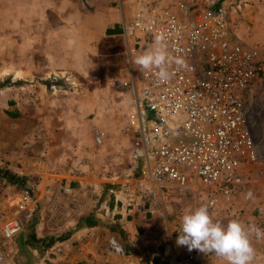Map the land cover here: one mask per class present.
Listing matches in <instances>:
<instances>
[{
    "label": "built area",
    "instance_id": "2783aa9c",
    "mask_svg": "<svg viewBox=\"0 0 264 264\" xmlns=\"http://www.w3.org/2000/svg\"><path fill=\"white\" fill-rule=\"evenodd\" d=\"M128 1L131 13L120 32L128 75L120 86L130 92L131 104L122 120L124 131L134 138L132 156L139 165L132 195L118 200L115 209H135L156 222L155 253L164 264H195L197 250L175 245L167 196L185 192L199 204L208 203L213 217L231 211L240 216L235 204L245 184L244 168L259 154L245 96L248 87L264 80V50L242 45L231 30L227 14L238 0ZM161 32L169 57L167 81L159 80L155 69H140L132 62L134 52L152 48ZM99 136L94 135L97 142ZM62 192L67 197L71 191ZM134 196L143 202L136 203ZM34 203L23 189L17 202L20 214L0 218V264H12L9 244L24 229ZM103 250L115 264H151L128 255L113 232L106 235Z\"/></svg>",
    "mask_w": 264,
    "mask_h": 264
},
{
    "label": "rangeland",
    "instance_id": "374dc122",
    "mask_svg": "<svg viewBox=\"0 0 264 264\" xmlns=\"http://www.w3.org/2000/svg\"><path fill=\"white\" fill-rule=\"evenodd\" d=\"M16 1L0 0V7L7 8L8 12ZM251 10L263 18L264 0H241L239 8L228 10L230 28L238 31L240 37L250 36L251 19L256 20L251 18ZM11 27L10 19L0 18V218L5 220L20 214L17 202L21 199V191L27 189L35 203L29 214L24 215L26 225L19 232L26 238L39 232L42 226L55 236L63 230L69 232L76 228L79 223L75 220L87 218L93 222L99 218L101 235L113 232L122 242L124 234L109 228L100 217L104 213L102 205L110 196L116 197L114 192L97 187L92 194L97 201L91 205L88 203L90 192L79 195L81 199L77 202L79 192L64 197L62 189L56 185L54 188V183L75 176L86 177L85 180L91 177L100 180L111 175L123 178L128 167L133 166L134 172L138 168L132 156L134 138L122 130L126 90L120 82L128 72L123 43L119 39L102 41L98 55L91 60V75L58 72L39 79L22 75L20 70L18 74L15 72L18 67H30L33 71L37 62L32 55L29 62L28 57L22 62L16 59L17 46L12 44ZM37 61L42 64L43 60ZM245 97L248 124L259 154L255 163L244 168L245 188L240 194L243 198L256 184L262 185L264 192V80L248 87ZM96 99L99 104L95 111H90L88 108ZM98 126L103 127L101 130L106 136L101 144L95 145L92 129ZM3 172L22 176L23 184H10L3 178ZM193 203L185 192L173 191L167 196L166 213L173 237L178 236L182 215L199 206ZM239 212L245 214L242 209ZM152 221L143 219L146 232L141 238L147 247L155 250L158 249L157 225ZM18 236L9 244L13 250L12 264L26 259L18 250L15 252V246L17 248L20 243ZM99 247L103 249L102 244ZM103 251L99 254L105 256Z\"/></svg>",
    "mask_w": 264,
    "mask_h": 264
},
{
    "label": "crops",
    "instance_id": "0c3cea01",
    "mask_svg": "<svg viewBox=\"0 0 264 264\" xmlns=\"http://www.w3.org/2000/svg\"><path fill=\"white\" fill-rule=\"evenodd\" d=\"M240 1L231 5V8H239ZM131 6L128 0H17L16 3L11 4L8 12H6L7 8L0 7V18L11 20L12 44L17 46L16 59L22 62L28 57L29 62L32 55L34 62H37V68H34L33 71L30 67L24 69L18 67L15 72L18 74V70H20L19 73L22 75H30L39 79H45L49 74L58 72L91 75L93 71L91 60L98 55L100 43L105 39H119L123 43L120 35L122 21L129 18ZM251 16L256 20L254 22L251 19L253 25H251L250 36L240 37L238 31L231 30L238 35L239 40L241 39L242 45L263 50L264 17L262 18L261 14L259 16L257 11L253 12ZM149 49L151 48L136 50L133 59L135 60L138 55ZM37 60H43L42 64ZM132 62L134 67H139L133 60ZM126 78L127 76L124 79ZM107 90L111 91L109 86H107ZM125 90V110L127 111L130 108L131 95L128 89ZM117 94L120 92L117 91ZM102 101L105 102V99L103 98ZM98 104L96 99L88 109L95 111ZM123 124L122 121V130H124ZM101 129H103L101 126L92 129V139L95 145L101 144L106 136L104 129ZM96 133L100 134L98 142L94 139ZM133 168V166L128 167V172L123 178L111 175L101 177L100 180L97 177L85 180L86 177L75 176L68 180L55 182L54 188L56 185L63 191L79 192L77 202L81 199L79 195L90 192L88 203L91 205L97 201L92 197L97 187L103 186L108 193L114 192L116 199L110 196L102 205L103 208H107V211L104 209L103 215H100L101 220L109 228H116L115 230H120L124 234L125 238L122 242L128 255L140 256L148 262L151 261V264H164L155 253L157 249L147 247L141 238V235L146 232L143 219H146L148 214L135 209L125 211L119 206L115 209L118 200H124L125 196L132 195L133 179L136 174ZM254 171L256 174L257 171L255 169ZM259 185L256 184L249 188L252 193L251 198L248 196L243 198L240 195L235 206L245 213L238 217L239 220L245 224H255L264 230V192L261 190L262 185ZM255 187L258 189L256 190ZM51 192L53 189L49 193ZM62 196L65 197L64 194ZM133 200L140 204L143 202L139 196H134ZM193 205L200 204L194 201ZM232 213L234 212L231 211L229 216L220 214L214 216V219L226 225L232 219H237V216ZM125 214L127 215L123 216ZM75 221L79 223L76 228H72L73 230L69 232L63 230L60 235L52 236L51 232L46 231L43 226L39 232H34L35 234L32 233L27 238L23 232L18 233L20 243L17 248L15 246V252L18 250L19 253L26 256V259L19 264H82L84 262L115 264V261L112 263L108 256L99 254V251H103L99 245H104L103 239L106 237L99 232L98 224H101L99 218L93 222L87 218L83 221L82 219ZM252 244L255 249L252 264H264V239H256L253 236ZM175 245L178 250L181 249L177 243ZM197 264H226V262L213 253H203L197 250Z\"/></svg>",
    "mask_w": 264,
    "mask_h": 264
},
{
    "label": "clouds",
    "instance_id": "9594fccd",
    "mask_svg": "<svg viewBox=\"0 0 264 264\" xmlns=\"http://www.w3.org/2000/svg\"><path fill=\"white\" fill-rule=\"evenodd\" d=\"M164 42L165 34L162 32L156 34L153 47L138 55L134 61L140 69H155V74L161 81L170 78L167 68L169 57ZM176 62L182 63L180 60ZM247 196L252 197L251 191ZM177 232L178 246H184L188 251L213 253L226 264H252L255 257L252 237L264 239V230L255 224H245L237 218L225 225L214 219L208 203L200 204L185 212Z\"/></svg>",
    "mask_w": 264,
    "mask_h": 264
},
{
    "label": "trees",
    "instance_id": "16d2710c",
    "mask_svg": "<svg viewBox=\"0 0 264 264\" xmlns=\"http://www.w3.org/2000/svg\"><path fill=\"white\" fill-rule=\"evenodd\" d=\"M136 173V172H135ZM3 178L7 180V182H9L10 184H14V183H19V184H23V177L16 175V174H12L10 172H3ZM136 175V174H135Z\"/></svg>",
    "mask_w": 264,
    "mask_h": 264
}]
</instances>
